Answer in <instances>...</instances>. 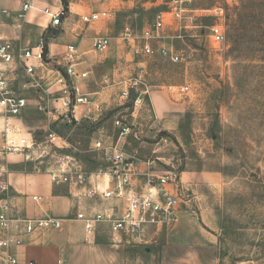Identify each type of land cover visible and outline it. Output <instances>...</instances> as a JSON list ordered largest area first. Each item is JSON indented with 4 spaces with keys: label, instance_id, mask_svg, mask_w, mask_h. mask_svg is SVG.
Here are the masks:
<instances>
[{
    "label": "rangeland",
    "instance_id": "374dc122",
    "mask_svg": "<svg viewBox=\"0 0 264 264\" xmlns=\"http://www.w3.org/2000/svg\"><path fill=\"white\" fill-rule=\"evenodd\" d=\"M166 2L156 10L123 13L117 30L132 22L140 34L157 12L167 10ZM187 6L196 10L189 14L195 15V22L185 21L190 27L177 32L166 28L162 41L173 47L177 62L160 57L155 46L151 56L139 58L146 73L140 79L136 74L129 77L126 86L135 80L137 86L129 88L128 98L118 92L113 103L120 104L105 108L98 118L49 125L70 148L46 144L49 129L41 113L26 116V127L40 145L31 168L54 170L63 155L75 157L90 171L106 168L103 154L91 150L92 143H113L105 135L118 134V119L132 132L123 144L126 152L138 150L140 159L160 157L159 166L203 174L199 186L183 190L194 203L195 216L217 235L220 264H264V0H191ZM212 26L220 27L222 43L212 40ZM67 42L63 36L55 40ZM179 86L189 92L180 95ZM148 92L163 105L157 121L146 105ZM138 99L141 105L134 107ZM165 108H171L167 115ZM156 229L145 227L141 242L131 241L129 233L119 234L127 245V264H159L160 238L149 242Z\"/></svg>",
    "mask_w": 264,
    "mask_h": 264
},
{
    "label": "built area",
    "instance_id": "2783aa9c",
    "mask_svg": "<svg viewBox=\"0 0 264 264\" xmlns=\"http://www.w3.org/2000/svg\"><path fill=\"white\" fill-rule=\"evenodd\" d=\"M17 1L20 5L16 13L18 19H24L29 10L36 9L32 5L33 0ZM190 2L191 0H167V10L157 12L151 26L140 34H136L131 22L126 23L119 37L121 42L125 45L134 42L137 54L151 56V41L164 39V27H171L177 32L190 27L184 24L185 21L188 24L195 22V15H189L196 11L188 8ZM42 13L49 17V27L35 46L23 48L10 40L0 39V117L4 119L0 130L1 159L23 154L26 160L32 161V156L39 150V143L23 125L22 117L26 111L34 110L46 119L54 120L53 122L77 124L85 119L98 118L106 110L96 93L82 91L75 82L86 81L90 74L86 66V53L78 45H67L61 59L53 65L50 62L45 36L50 34H47L50 27L61 25L62 19L67 16V9L62 7L54 12L45 8ZM2 15L8 16L9 10L0 7V17ZM111 17L113 12L102 11L83 15L80 20L83 24L90 25ZM210 35L216 43L224 40L219 26H212ZM110 47L109 37L97 35L92 40L91 50L97 55H105ZM158 55L172 62L179 60L172 46L160 47ZM129 86L130 89L135 88L137 81ZM129 88L126 86L121 91L122 98H128ZM176 92L186 95L189 88L179 86ZM140 102L138 99L134 107L141 105ZM114 125L119 137L132 134L131 128L120 120L116 119ZM48 129L47 145L58 150L70 148L66 138ZM133 137L137 138V134L133 133ZM91 150L103 154L107 168L90 171L75 157L63 155L57 158V169L50 172L54 183L66 184L86 199L124 201L125 206L120 215L109 205H104L93 213H76L74 220L83 223L86 241L95 235L100 224L108 225L114 235L126 232L140 237L147 226L168 227L178 222L181 204L187 200L186 192L178 184L179 171L172 169L165 174H156L150 161L133 160L117 144H105L102 139L92 143ZM141 164L145 166L144 172L139 170ZM9 174L7 166L0 163V264H21L14 251L23 244L25 237L45 229L59 230L63 222L70 219H25L16 215L11 203ZM107 177L114 184L113 187L105 185ZM138 177L144 179L143 191L139 193L133 190V182ZM170 186L175 188V192L171 191ZM33 200L38 201L40 197H33ZM23 264L36 263L26 261ZM57 264L64 263L58 260Z\"/></svg>",
    "mask_w": 264,
    "mask_h": 264
},
{
    "label": "crops",
    "instance_id": "0c3cea01",
    "mask_svg": "<svg viewBox=\"0 0 264 264\" xmlns=\"http://www.w3.org/2000/svg\"><path fill=\"white\" fill-rule=\"evenodd\" d=\"M163 2L164 0H67V16L62 19L60 26L50 27L47 32V34L56 33L47 46L51 64H56L61 59L67 45H78L81 51L86 53V66L90 74L86 81L76 80V84L84 92L96 93L99 102L103 103L105 108L117 106L120 103L113 102L116 101L118 92L121 93L126 87L129 77L136 74L140 79L146 71L143 69L144 63L139 59L143 58V55L135 54L134 42L129 45L121 42L119 37L123 28L121 31L117 30L116 23L123 13L156 10ZM32 5L36 9L29 10L24 19H18L16 13L20 7L19 2L17 0L0 1V7L9 10L8 16L0 17V39L10 40L16 46L23 48L33 47L41 36L45 35L49 27V17L44 15L42 10L50 8L56 12L64 7L61 0H33ZM102 11L113 12V17L90 25H85L80 20L83 15ZM132 26L134 27L133 24ZM166 28L171 27H164L163 36ZM97 35L111 39L110 50L105 55H97L91 50L92 40ZM60 36L67 38L68 42L65 45L55 43ZM163 40L165 36L164 39L151 41L152 46H156L157 53L160 47L166 46ZM108 66L111 68L109 69ZM98 75H101L99 81L96 78ZM108 81L112 83L109 84ZM89 88L93 90L88 91ZM147 96L150 102L146 104L147 108L157 121L163 116L161 113L163 105L155 103V96L149 92ZM170 109L165 108V115L170 112ZM32 112L36 113L34 110H29L23 114L22 121L25 127L28 123L25 118ZM44 119L47 128L54 121L46 117ZM3 123L4 119L0 117V130ZM105 137L112 139L113 143L110 144H117L127 157L133 160L150 161L153 172L156 174H165L174 169L169 165H166V168L159 166L157 162L163 158L140 159V156H137L138 150L133 153L126 152L123 144L127 138H131L130 136L119 137L115 134V136L105 135ZM135 139L138 140V135ZM1 143L0 136V147ZM157 152L156 149L153 150V154ZM32 161L26 160L23 154L10 155L6 159L0 158V163L6 165L10 172L8 180L11 186V203L14 213L25 219L53 217L70 220L64 221L59 230L45 229L25 237L23 244L14 251L19 262L21 264L26 261H34L36 264H57L58 260H62L64 264H127V245L122 243L123 238L119 235L120 233L114 235L108 225L100 224L95 235L86 241L83 223L74 220L76 213L81 211L93 213L102 209L104 205L112 206L116 214L120 215L125 206L124 201L89 200L79 196L74 188L53 182L50 172L57 168L40 171L31 168ZM105 166L107 168L106 161ZM139 170L144 172L145 166L141 164ZM178 171V184L181 189L199 186L203 181V174L198 169L185 168ZM108 179V177L105 179V185L113 187L114 184ZM143 182L142 177L136 178L133 182V190L142 192ZM170 189L175 192L174 187L170 186ZM33 197H40V200L34 201ZM193 206L194 203L192 204L191 200L183 201L176 224L168 227L155 226L157 229L155 233H152V239L150 238L149 242L160 238L159 264H220L218 237L203 218L199 219V216H195ZM148 227L151 226L146 228ZM130 238L134 242L142 241L141 236L131 235ZM129 240L126 243H130Z\"/></svg>",
    "mask_w": 264,
    "mask_h": 264
},
{
    "label": "trees",
    "instance_id": "16d2710c",
    "mask_svg": "<svg viewBox=\"0 0 264 264\" xmlns=\"http://www.w3.org/2000/svg\"><path fill=\"white\" fill-rule=\"evenodd\" d=\"M61 2H62V4H63V6L66 8L67 7V0H61ZM51 34V35H50ZM50 34H48V35H46L45 36V41H46V49H47V44H48V42H49V36H52V35H54L55 36V34L56 33H50ZM63 123V122H62ZM65 125H74L75 124V122H72V123H70V124H68V123H64ZM51 126V125H50ZM52 127V126H51Z\"/></svg>",
    "mask_w": 264,
    "mask_h": 264
}]
</instances>
